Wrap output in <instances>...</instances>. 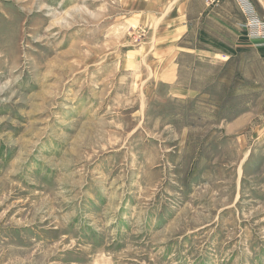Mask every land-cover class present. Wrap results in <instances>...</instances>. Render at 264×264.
I'll list each match as a JSON object with an SVG mask.
<instances>
[{
    "label": "rangeland",
    "instance_id": "obj_1",
    "mask_svg": "<svg viewBox=\"0 0 264 264\" xmlns=\"http://www.w3.org/2000/svg\"><path fill=\"white\" fill-rule=\"evenodd\" d=\"M175 16L0 0V264H264V47Z\"/></svg>",
    "mask_w": 264,
    "mask_h": 264
},
{
    "label": "crops",
    "instance_id": "obj_2",
    "mask_svg": "<svg viewBox=\"0 0 264 264\" xmlns=\"http://www.w3.org/2000/svg\"><path fill=\"white\" fill-rule=\"evenodd\" d=\"M149 1L162 7L167 21L174 19L171 15H176V23L169 34L180 42L178 50L181 53L225 60L239 51L252 47L260 53L259 49L264 47L263 41L248 40L243 18L233 0H220L215 4L206 0ZM147 2L148 0H145V4ZM253 2L264 12V0ZM187 38L193 42L191 47L184 42Z\"/></svg>",
    "mask_w": 264,
    "mask_h": 264
},
{
    "label": "built area",
    "instance_id": "obj_3",
    "mask_svg": "<svg viewBox=\"0 0 264 264\" xmlns=\"http://www.w3.org/2000/svg\"><path fill=\"white\" fill-rule=\"evenodd\" d=\"M215 4L220 0H206ZM244 21L245 32L250 39L264 40V20L260 19L250 0H234Z\"/></svg>",
    "mask_w": 264,
    "mask_h": 264
}]
</instances>
